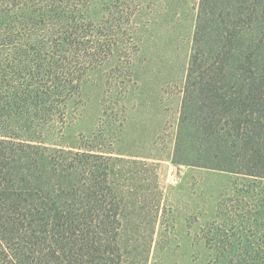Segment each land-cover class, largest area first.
Segmentation results:
<instances>
[{
	"label": "rangeland",
	"instance_id": "rangeland-1",
	"mask_svg": "<svg viewBox=\"0 0 264 264\" xmlns=\"http://www.w3.org/2000/svg\"><path fill=\"white\" fill-rule=\"evenodd\" d=\"M199 1L3 6L14 17L0 18L1 138L44 154L75 213L74 170L98 168L97 212L123 234L122 261L264 264V178L199 166L208 148L180 129ZM24 9L37 29L3 26ZM179 138L188 164L172 163Z\"/></svg>",
	"mask_w": 264,
	"mask_h": 264
},
{
	"label": "trees",
	"instance_id": "trees-1",
	"mask_svg": "<svg viewBox=\"0 0 264 264\" xmlns=\"http://www.w3.org/2000/svg\"><path fill=\"white\" fill-rule=\"evenodd\" d=\"M10 1L1 0L0 18L13 15L4 9ZM24 10L18 23L3 26H19V34L37 29L38 19ZM186 85L188 117L180 129L190 126L191 142L208 148L199 166L264 178V0L199 1ZM1 137L0 264H136L121 260L123 234L109 213L97 212L98 168L91 166L87 178L74 170L81 187V214L75 213L66 189L52 183L44 154ZM183 144L177 139L174 165L189 163Z\"/></svg>",
	"mask_w": 264,
	"mask_h": 264
}]
</instances>
